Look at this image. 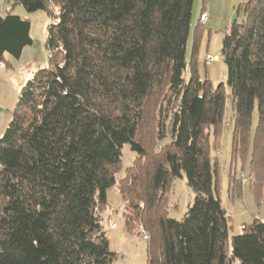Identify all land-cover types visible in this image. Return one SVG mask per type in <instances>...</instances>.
Masks as SVG:
<instances>
[{"label": "trees", "instance_id": "obj_1", "mask_svg": "<svg viewBox=\"0 0 264 264\" xmlns=\"http://www.w3.org/2000/svg\"><path fill=\"white\" fill-rule=\"evenodd\" d=\"M12 1L52 21L47 67L21 88L0 138V264H112L98 210L116 185L148 233L146 264H264V222L229 236L210 155L228 100L229 196L242 191L237 156H249L254 198L264 188V0L238 7L244 17L221 41L226 80L215 87L196 71L199 25L186 58L193 0ZM29 32L27 20L0 17V61L18 59ZM124 147L135 160L116 183ZM182 177L194 197L170 219L161 204Z\"/></svg>", "mask_w": 264, "mask_h": 264}, {"label": "rangeland", "instance_id": "obj_2", "mask_svg": "<svg viewBox=\"0 0 264 264\" xmlns=\"http://www.w3.org/2000/svg\"><path fill=\"white\" fill-rule=\"evenodd\" d=\"M246 0H193L190 32L187 43L189 60L194 30L197 25L201 30L197 37V50L195 53V67L198 76L206 77L213 87L225 83L226 67L221 60V41L228 31L233 15L239 23L244 15L238 7ZM205 12L207 20L204 25L198 23L199 15ZM7 14L25 19L30 24V38L32 44L23 49L18 59L8 54H3L0 61V138L3 135L13 112L19 92L25 82L39 69L47 67L48 51L46 49V27L51 23V18L44 10L27 12L22 5L15 4L12 0H0V17ZM210 58L209 63L206 60ZM189 77V68L183 75L184 80ZM232 112L228 100L218 137V149H210L211 158L218 167L217 194L222 207L229 216V236L240 234L243 224L250 223L253 219L264 222V188L252 195L249 185L253 178L248 174L249 156L244 162L239 156L232 164L231 171L242 180V191L239 197H230L228 193V174L230 169V149L232 131ZM255 125V115L252 117V131ZM211 138V137H210ZM167 142H154L152 151L157 152ZM245 157V156H243ZM135 160V154L127 147L122 149L121 171L116 174V183L124 177V170L130 167ZM243 174H240V173ZM193 193L186 185L184 177L174 179L163 197L161 210L165 217L179 220L192 204ZM258 200V204L255 202ZM127 204L121 200L117 185L107 192L106 205L98 210L100 224L107 237L109 250L116 254L112 264H146V248L149 241L142 220L134 219V213L128 209ZM126 218L132 219L125 225ZM144 236L146 238L144 239Z\"/></svg>", "mask_w": 264, "mask_h": 264}, {"label": "built area", "instance_id": "obj_3", "mask_svg": "<svg viewBox=\"0 0 264 264\" xmlns=\"http://www.w3.org/2000/svg\"><path fill=\"white\" fill-rule=\"evenodd\" d=\"M206 20H207V15H206V13H201L200 15H199V18H198V23L199 24H201V25H204L205 23H206ZM209 61H210V58H208L207 60H206V63H209ZM146 238V236H144V239Z\"/></svg>", "mask_w": 264, "mask_h": 264}, {"label": "water", "instance_id": "obj_4", "mask_svg": "<svg viewBox=\"0 0 264 264\" xmlns=\"http://www.w3.org/2000/svg\"><path fill=\"white\" fill-rule=\"evenodd\" d=\"M234 19H235V15H233L232 20H231V23L234 21Z\"/></svg>", "mask_w": 264, "mask_h": 264}, {"label": "crops", "instance_id": "obj_5", "mask_svg": "<svg viewBox=\"0 0 264 264\" xmlns=\"http://www.w3.org/2000/svg\"><path fill=\"white\" fill-rule=\"evenodd\" d=\"M202 13H205V12H202Z\"/></svg>", "mask_w": 264, "mask_h": 264}]
</instances>
